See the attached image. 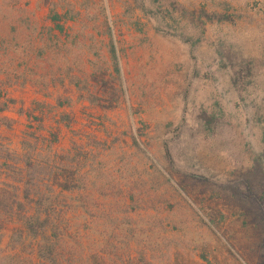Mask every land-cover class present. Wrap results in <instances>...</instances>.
Segmentation results:
<instances>
[{"label":"rangeland","instance_id":"obj_1","mask_svg":"<svg viewBox=\"0 0 264 264\" xmlns=\"http://www.w3.org/2000/svg\"><path fill=\"white\" fill-rule=\"evenodd\" d=\"M5 39L0 255L35 215L65 258L264 264V0H0Z\"/></svg>","mask_w":264,"mask_h":264},{"label":"trees","instance_id":"obj_2","mask_svg":"<svg viewBox=\"0 0 264 264\" xmlns=\"http://www.w3.org/2000/svg\"><path fill=\"white\" fill-rule=\"evenodd\" d=\"M57 30H61L59 26H56ZM3 39V37L1 38ZM14 42L8 43L5 40L0 41V58L4 57L9 60V62H14L15 59H18L20 56V47L17 44H13ZM13 44V45H12ZM22 53V52H21ZM25 56L33 53L31 48L25 49ZM19 70L15 66L3 65L0 63V100H2L3 104H0V113L5 111H9L10 106L15 104V101L9 97L8 90L15 87H23V84H18V76ZM20 116V112H17ZM9 121L8 125H4L7 129H11L14 121ZM4 198L0 196V206L2 205L3 209H6L8 206L2 204ZM20 234H24L28 239L33 242V254L31 258H19V254H4L0 255V264H14L13 261L20 260V264H112L107 262L105 259L97 258L92 256V259L89 256L81 257L79 256H69V258H65L62 255V251H66L67 249L63 248L62 242L63 238L59 235L60 231L57 228H54L53 231L49 227V224H45L43 220H40L39 217L32 215L27 216L23 220V224H19ZM19 234V238L21 235ZM22 234V236H23ZM24 236V238H26ZM11 243V241H10ZM70 248V247H69ZM72 248V247H71ZM89 259V260H86ZM8 260V262H5Z\"/></svg>","mask_w":264,"mask_h":264}]
</instances>
